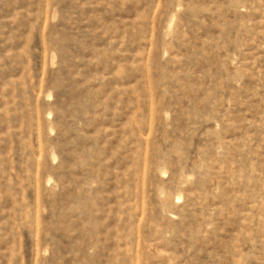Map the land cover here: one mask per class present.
Listing matches in <instances>:
<instances>
[{"label":"rangeland","instance_id":"374dc122","mask_svg":"<svg viewBox=\"0 0 264 264\" xmlns=\"http://www.w3.org/2000/svg\"><path fill=\"white\" fill-rule=\"evenodd\" d=\"M0 264H264V0H0Z\"/></svg>","mask_w":264,"mask_h":264}]
</instances>
